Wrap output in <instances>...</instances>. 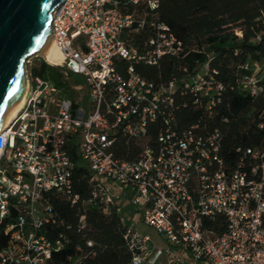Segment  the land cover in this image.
I'll use <instances>...</instances> for the list:
<instances>
[{
    "label": "built area",
    "instance_id": "obj_1",
    "mask_svg": "<svg viewBox=\"0 0 264 264\" xmlns=\"http://www.w3.org/2000/svg\"><path fill=\"white\" fill-rule=\"evenodd\" d=\"M158 3L61 0L52 12L51 40L62 59L41 62L59 69L63 85L35 76L28 59L22 107L0 132V226L7 238L0 264H49L63 248L43 228L56 223L51 197L71 205L79 199L72 189V142L90 172L85 203L105 213L115 208L132 253L128 264H264V148L237 145L224 161L220 133L200 122L219 103L223 88L214 73L203 66L155 83L134 70L180 48L166 26L153 22ZM145 24L154 33L139 51L130 36ZM261 69L255 64L239 80L250 97L261 91ZM177 94L199 111L187 127L175 120ZM156 122L152 139L148 129ZM123 203L166 248L127 224Z\"/></svg>",
    "mask_w": 264,
    "mask_h": 264
},
{
    "label": "trees",
    "instance_id": "obj_2",
    "mask_svg": "<svg viewBox=\"0 0 264 264\" xmlns=\"http://www.w3.org/2000/svg\"><path fill=\"white\" fill-rule=\"evenodd\" d=\"M151 13L155 25L166 26L180 48L158 58L155 65H134L135 72L159 83L184 78L206 66L223 89L212 118L203 117L200 122L220 133L224 161H230L237 145L264 148V0H159ZM153 33L145 24L130 36V44L141 51ZM255 64L262 68L258 83L261 91L250 97L239 80L251 75ZM119 68L123 71L122 65ZM33 74L58 88L63 85L59 69L43 62ZM183 102L185 107L180 106ZM175 104L178 128L187 127L199 117L190 97L177 94ZM159 124L148 129L152 139ZM68 153L73 163L72 189L79 199L73 205L56 197L49 200L56 223L44 226L45 236L63 242V248L52 253L49 264H128L132 253L123 239L125 225L114 207L105 213L98 205L85 203L91 191L89 169L79 158L76 143H69ZM82 215L84 228L80 229ZM6 239L0 226V249Z\"/></svg>",
    "mask_w": 264,
    "mask_h": 264
},
{
    "label": "water",
    "instance_id": "obj_3",
    "mask_svg": "<svg viewBox=\"0 0 264 264\" xmlns=\"http://www.w3.org/2000/svg\"><path fill=\"white\" fill-rule=\"evenodd\" d=\"M60 3L0 0V127L25 91V62L51 40V15Z\"/></svg>",
    "mask_w": 264,
    "mask_h": 264
},
{
    "label": "bare ground",
    "instance_id": "obj_4",
    "mask_svg": "<svg viewBox=\"0 0 264 264\" xmlns=\"http://www.w3.org/2000/svg\"><path fill=\"white\" fill-rule=\"evenodd\" d=\"M38 54L41 57H43L48 63H51V64L59 63L62 59L60 52L58 51V49L56 48V46L54 45L52 40L49 41L48 45L46 46V48L43 51H41L40 53H36V54L32 55V57L35 55H38ZM26 63H27V61L25 62V64ZM24 94H25V92L18 99L13 113L9 116V118L5 121V123L0 127V129H3L13 119V117L16 115V113L20 110V108L22 107Z\"/></svg>",
    "mask_w": 264,
    "mask_h": 264
},
{
    "label": "crops",
    "instance_id": "obj_5",
    "mask_svg": "<svg viewBox=\"0 0 264 264\" xmlns=\"http://www.w3.org/2000/svg\"><path fill=\"white\" fill-rule=\"evenodd\" d=\"M121 208H122V213H124V215L126 216L127 224H134V227H135L136 231H138L141 235L149 236L150 239H151V242L149 244H154L155 246H158L160 248H166L165 243L155 233L153 234V237H152L151 234L145 233V231L149 230L150 228L148 229V227L143 225L139 221V219H137L134 209H132L129 205H127V203H123Z\"/></svg>",
    "mask_w": 264,
    "mask_h": 264
},
{
    "label": "rangeland",
    "instance_id": "obj_6",
    "mask_svg": "<svg viewBox=\"0 0 264 264\" xmlns=\"http://www.w3.org/2000/svg\"><path fill=\"white\" fill-rule=\"evenodd\" d=\"M31 59V66H37V65H39L40 63H42L41 61V56L38 54V55H35V56H33L32 58H30ZM30 66V67H31ZM29 68V67H28ZM54 70H56V68L55 67H52ZM78 80H79V82H81L80 81V79L79 78H77ZM53 98L54 99H58V96L57 95H53ZM69 98H71V99H75L76 98V94H71L70 95V97ZM86 98H87V96H85V98H84V100H86ZM149 229V228H148ZM145 233H149V234H151L152 235V237H153V234H154V232L151 230V229H149V230H147V231H145Z\"/></svg>",
    "mask_w": 264,
    "mask_h": 264
}]
</instances>
